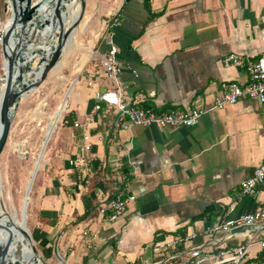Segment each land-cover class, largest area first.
Segmentation results:
<instances>
[{
  "label": "crops",
  "instance_id": "0c3cea01",
  "mask_svg": "<svg viewBox=\"0 0 264 264\" xmlns=\"http://www.w3.org/2000/svg\"><path fill=\"white\" fill-rule=\"evenodd\" d=\"M84 3L73 41L46 80L57 79L64 107L49 163L34 189L33 236L41 259L46 264L59 258L63 264H180L191 260L193 245L214 241L215 248H232L248 241L246 232L260 240L264 226L243 227L225 241L218 233L174 251L153 250L173 235L198 233L264 205V183L254 195L241 190L242 181L264 162V104H228L190 128L127 130L115 126V107L95 106L97 93L114 88L102 68L110 37L119 49V81L136 107L156 113L211 108L224 84L248 81L245 69L226 68L223 59L234 53L257 60L264 54V0ZM53 130L48 127L43 147ZM87 145L91 149L83 151ZM82 154L87 165L74 167L71 161ZM124 179L136 199L109 221L98 207ZM174 252L178 259H171ZM248 264H264V248L250 247Z\"/></svg>",
  "mask_w": 264,
  "mask_h": 264
},
{
  "label": "built area",
  "instance_id": "2783aa9c",
  "mask_svg": "<svg viewBox=\"0 0 264 264\" xmlns=\"http://www.w3.org/2000/svg\"><path fill=\"white\" fill-rule=\"evenodd\" d=\"M114 26V23H112ZM5 36V28L0 23V48L3 45ZM108 51L102 59V68L106 77L114 82V88L104 92L97 93L98 103L95 106L96 110L101 109V104H107L117 109V116L114 121L116 127L127 130L132 126L139 127H194L201 118L210 111L222 109L228 104H235L241 100H251L264 104V54L257 60H252L248 56H240L237 54H229L223 59L224 66L230 68L233 66L240 67L246 70L248 74L247 83L240 84L237 81H230L223 85L221 97L215 100L214 105L209 108H195L191 111H170L166 113H156L151 109H142L136 107L129 99L127 92L122 88L119 81V76L122 72V66L118 62L119 49L115 42L108 37ZM1 55V51H0ZM136 74V72H134ZM4 78L0 77V84ZM0 86V93L2 85ZM75 126H80L75 123ZM87 139V138H86ZM90 145H87L83 151H89ZM88 163V158L85 154L78 156L71 161L74 167L82 168ZM140 164L139 161H131V165ZM123 182L118 185L117 191L112 198L107 202L102 203L98 207L99 214L108 219L115 221L121 217L129 205L136 199L135 195L129 190L128 183ZM264 183V162L254 171L253 175L242 181L241 190L243 195H254L258 191L260 184ZM264 226V205L252 213H248L239 218H226L222 221L206 228L198 233L176 234L171 236L165 243L157 244L153 250L156 253H161L166 250H176L179 246L191 243L198 238L212 237L218 233L222 234V241L228 240L237 235L233 232L234 229L240 227H261ZM245 244H240L232 248L218 246L216 243L209 241L207 243L193 245L189 250L191 260L180 264H248L249 250L255 244L264 248V236L257 240V233L250 234ZM224 243V242H223ZM179 255L174 252L171 259H178Z\"/></svg>",
  "mask_w": 264,
  "mask_h": 264
},
{
  "label": "rangeland",
  "instance_id": "374dc122",
  "mask_svg": "<svg viewBox=\"0 0 264 264\" xmlns=\"http://www.w3.org/2000/svg\"><path fill=\"white\" fill-rule=\"evenodd\" d=\"M35 1L37 0H33V2ZM11 2L12 0H6L3 5V1L0 0V23L4 28L12 16ZM4 9L7 10L6 13L3 12ZM41 9L44 18H46L52 14L54 5H46ZM66 23L68 22L64 19V29L67 28L65 26ZM72 23L73 21L68 24ZM54 41L57 43L56 38ZM72 41H70L69 45ZM51 47V42L42 46L44 51L38 53L32 64L33 69L44 59L45 55L49 56ZM0 51V77L5 78L2 71V64L5 60L3 45ZM57 66L58 64L49 73H53ZM48 74L44 82L20 102L19 109L13 120L8 143L0 157V178H2L0 181L2 205L0 209V232L13 244L17 241H24L29 247L27 253L32 257H36V253L32 250L28 237L31 235L34 242L33 231L36 225L34 217V189L35 185L43 177L44 170L49 163V151L53 148L55 142L57 126H61L62 115L60 118L58 115L62 113L64 107L61 105L62 100L59 97L61 93L55 87L58 84L57 79L47 84L46 80H49L50 77ZM57 110H59L58 113H56ZM53 115L55 118H52ZM49 126H53L55 130H53L54 133L46 147H43ZM1 130L2 124L0 125V134ZM36 252L39 253L37 249ZM43 262L46 264L45 261ZM56 263L63 264L64 261L59 258Z\"/></svg>",
  "mask_w": 264,
  "mask_h": 264
},
{
  "label": "water",
  "instance_id": "95a60500",
  "mask_svg": "<svg viewBox=\"0 0 264 264\" xmlns=\"http://www.w3.org/2000/svg\"><path fill=\"white\" fill-rule=\"evenodd\" d=\"M48 0H12L11 5V24L5 27L4 36V57L8 59L7 72L4 73V84L2 85L0 96L2 97L0 107V122L2 130L0 134V157L8 143L11 133L14 117L19 109L20 102L24 97L32 93L40 84L44 82L47 74L60 62L64 51L66 50L64 41L68 34H62L56 31L55 27L60 23L59 18L65 10L68 3L72 0H56L55 8L48 17L39 11L43 3ZM83 11L75 29L82 20ZM54 27V28H53ZM57 39L55 43L54 39ZM51 42L52 49L49 56L33 69L38 53L44 51L42 46ZM15 43L11 53H8V45ZM4 67L5 60L3 61ZM36 70H38L36 72ZM30 73L34 76L29 77ZM36 73V75H35ZM2 178H0L1 181ZM244 228L234 229L233 232H240ZM33 241V240H32ZM34 245V242H33ZM36 252V247L34 246ZM38 262L42 261L40 255L36 254ZM0 264H18L12 262L6 255V248L0 254Z\"/></svg>",
  "mask_w": 264,
  "mask_h": 264
},
{
  "label": "bare ground",
  "instance_id": "6f19581e",
  "mask_svg": "<svg viewBox=\"0 0 264 264\" xmlns=\"http://www.w3.org/2000/svg\"><path fill=\"white\" fill-rule=\"evenodd\" d=\"M47 3H43L42 6L39 8V11L42 12V7L46 6ZM56 5V0L54 3V8ZM83 4H81V0H72L70 3L67 4L65 10L62 12V16L59 18V23L56 27L55 30L58 32L60 31L62 34L67 33V39L64 41L65 48L69 47L70 41H72V38L76 32V24L79 21L82 11H83ZM66 20L68 23L73 21L72 24L66 23V29H64L63 26V20ZM11 24V18L7 21V25ZM54 28V27H53ZM15 47V43L9 44L8 45V53H11L13 51V48ZM46 48V47H45ZM5 65H8V59L5 58ZM8 67V66H7ZM2 71L5 73L7 72V68H4V65L2 64ZM38 70H36L37 72ZM36 75V73H35ZM34 76V73H30L29 77ZM1 101L2 97L0 96V107H1ZM1 125V122H0ZM47 145V144H46ZM0 209H1V199H0ZM1 217V213H0ZM32 250L34 251V246L30 243ZM6 248V255L7 258L12 260L14 263L18 264H43L42 262H38L36 257H32L28 255V250L29 247L24 241H17L15 244L9 242L0 232V254L3 251V249ZM35 252V251H34ZM37 254V253H36Z\"/></svg>",
  "mask_w": 264,
  "mask_h": 264
},
{
  "label": "trees",
  "instance_id": "16d2710c",
  "mask_svg": "<svg viewBox=\"0 0 264 264\" xmlns=\"http://www.w3.org/2000/svg\"><path fill=\"white\" fill-rule=\"evenodd\" d=\"M2 206V205H1ZM43 221V217L40 218ZM52 224H54V221L51 222Z\"/></svg>",
  "mask_w": 264,
  "mask_h": 264
}]
</instances>
